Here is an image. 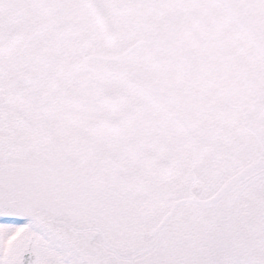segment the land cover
<instances>
[{
  "label": "snow or ice",
  "instance_id": "snow-or-ice-1",
  "mask_svg": "<svg viewBox=\"0 0 264 264\" xmlns=\"http://www.w3.org/2000/svg\"><path fill=\"white\" fill-rule=\"evenodd\" d=\"M0 264H264V0H0Z\"/></svg>",
  "mask_w": 264,
  "mask_h": 264
}]
</instances>
